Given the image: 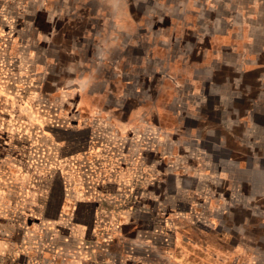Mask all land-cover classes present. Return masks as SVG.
I'll return each instance as SVG.
<instances>
[{
	"label": "rangeland",
	"instance_id": "374dc122",
	"mask_svg": "<svg viewBox=\"0 0 264 264\" xmlns=\"http://www.w3.org/2000/svg\"><path fill=\"white\" fill-rule=\"evenodd\" d=\"M262 223L264 0H0V264H264Z\"/></svg>",
	"mask_w": 264,
	"mask_h": 264
},
{
	"label": "built area",
	"instance_id": "2783aa9c",
	"mask_svg": "<svg viewBox=\"0 0 264 264\" xmlns=\"http://www.w3.org/2000/svg\"><path fill=\"white\" fill-rule=\"evenodd\" d=\"M90 130H91V132H94V133H95V136L102 137V135H103L102 133H100V132H102V131H100L98 128L96 129V127H94V129H93V127H92ZM114 144H116L117 147H119V146L121 147V145H120L119 143H116V141H115V142H114V141H111L110 143L107 144L108 147L104 148V150L107 152L108 150L113 149ZM105 151H104V152H105ZM106 152H105V153H106ZM121 152H124V150L121 149ZM107 153H108V152H107ZM138 169H139V175H140V172H142V170H143V165H142L141 168H140V166L138 165ZM140 176H142V174H141ZM134 181H136L137 184H138V183H141V180H140L139 177H136ZM139 186H140V185H139Z\"/></svg>",
	"mask_w": 264,
	"mask_h": 264
},
{
	"label": "crops",
	"instance_id": "0c3cea01",
	"mask_svg": "<svg viewBox=\"0 0 264 264\" xmlns=\"http://www.w3.org/2000/svg\"><path fill=\"white\" fill-rule=\"evenodd\" d=\"M109 151H111V152H112V150H108V153H109ZM111 156H112V154H111ZM136 164L138 165V161L136 162ZM141 164L143 165V164H144V162L142 161V162H141Z\"/></svg>",
	"mask_w": 264,
	"mask_h": 264
},
{
	"label": "snow or ice",
	"instance_id": "6c2138e0",
	"mask_svg": "<svg viewBox=\"0 0 264 264\" xmlns=\"http://www.w3.org/2000/svg\"><path fill=\"white\" fill-rule=\"evenodd\" d=\"M260 227H264V223H262V224L260 225Z\"/></svg>",
	"mask_w": 264,
	"mask_h": 264
},
{
	"label": "bare ground",
	"instance_id": "6f19581e",
	"mask_svg": "<svg viewBox=\"0 0 264 264\" xmlns=\"http://www.w3.org/2000/svg\"><path fill=\"white\" fill-rule=\"evenodd\" d=\"M216 256V255H215ZM216 258V257H215Z\"/></svg>",
	"mask_w": 264,
	"mask_h": 264
}]
</instances>
